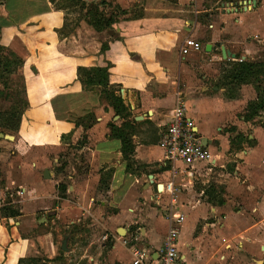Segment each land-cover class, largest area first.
I'll use <instances>...</instances> for the list:
<instances>
[{"label":"crops","instance_id":"1","mask_svg":"<svg viewBox=\"0 0 264 264\" xmlns=\"http://www.w3.org/2000/svg\"><path fill=\"white\" fill-rule=\"evenodd\" d=\"M103 1L105 5L98 2L99 11L103 19H112L109 27L100 31L81 19L83 27L87 26L94 34L111 33L120 41L115 39L108 42V48L102 53L100 43L94 42L90 48L85 40L82 43L77 37L81 52L74 58L68 55L66 58L63 53L60 54L62 58H58L61 48L67 50L72 46L66 44V35L70 33L66 31L65 11L56 10L52 0H0V19L11 22L14 27L26 26L28 23L32 25L26 29V37L34 42L32 46L35 48L31 49L25 43L26 38L17 35L18 41L23 43V48L19 45L23 55L24 51L29 53L39 49L52 51L55 55L43 61L33 59L36 63H31L33 66L30 69L37 74L35 82H40L38 92L41 94L35 95L28 91V97H44L48 100L41 107L27 111L26 118L32 119L36 126H19L17 136L20 142L27 146L50 145L52 151H56V147L61 145V136H70L69 142L73 143L84 135L77 151L78 156L73 160L78 165L71 167V171L64 168L61 173L55 174L51 170H42L41 173L27 170L21 175V184L16 192L17 205L15 202L9 204L16 205L17 213L5 217L0 213V264L51 262L58 251L63 253L64 258L77 256L85 260L81 262L86 264H103L96 249L77 253L69 248V241L68 248L65 241V251L61 250L62 244L57 249L55 240L58 236L55 232L58 227L67 233L76 227L90 229L99 226L105 229L110 234V238L102 237L105 242L96 240L89 232L76 237L88 248L97 243L104 249L105 243L110 241L105 264H123V249L128 252L132 264L133 247L145 249L155 258L170 224L167 210L170 209L171 198L161 189L171 180L175 188L172 214L180 216L179 223L172 221L179 227V254L187 264H222L231 248L226 244L225 237H194V231L200 221L205 219L203 213L209 211V219L216 220L222 233L227 232L231 216L226 214V208L230 206L228 197H223V204L209 209L200 206L199 198L204 193L196 191L195 181L204 185L211 172L210 167L207 170L209 174L205 176L198 170L205 165L202 164L194 168L196 176L192 179L184 175L171 178L170 166L163 161L159 135L170 110L180 101L186 116L195 123L196 132L201 139L209 142L206 147L212 157L221 149L223 142L216 137L221 132L218 125L223 121L227 108L239 104L242 95L223 104L216 90L205 93L207 87L204 82L208 78L200 71H205L212 62L224 66L234 62H264V57L258 61L251 57L256 50L255 43L264 46L262 2L229 0V3L217 8L216 4L221 0ZM82 2L86 8L91 2L97 3V0ZM14 37L10 49L18 56L17 50L11 48L16 46ZM41 40L45 48H39ZM185 40L198 43L201 50L181 56L179 49ZM221 50L229 56L223 58ZM164 53L168 58H165ZM129 54L135 56L130 57ZM28 56L31 59L32 55ZM28 56L22 59L25 65ZM107 64L110 66L107 71L102 70ZM90 69L105 71L108 85L120 86L122 93L117 98L121 112L125 114L124 119L117 115L101 90H92V87H87L89 83L81 80L80 71ZM167 71L170 74L168 77L177 81L176 91L169 90L163 96L152 93L154 90L147 86L149 81L153 79L159 83ZM33 80H29L30 83ZM62 87L67 89L61 90ZM223 91L218 90L221 93ZM181 94H184L185 100ZM246 94L249 95L248 100H254V91ZM60 101H64V108H61L63 104ZM57 109L64 116L76 115L81 119L91 117L93 124L76 128L65 119L56 117ZM118 122L130 126H118ZM112 123L117 126H110ZM113 128L123 134L113 131ZM127 129H134L135 132L128 133ZM253 132L256 144L244 153L241 163V171L250 181L248 184L246 180L242 181L238 199L244 194L258 198L250 200L247 205L238 202L240 211L237 214L242 230L236 245L241 251L240 263L248 259L251 261L249 264H258L261 249L264 248L261 245L264 244V192L260 190L261 178L258 180L264 172V156L261 155L264 153V129L254 127ZM176 168L182 170L179 164ZM44 171H47L49 178L43 177ZM59 183L63 186L60 197ZM158 224H162L161 229ZM206 225L209 228L215 223ZM133 228L142 240L133 236L131 240L135 244L128 249L121 243L123 236L120 232L127 235ZM113 233L118 237L112 236ZM137 241H142V245L138 246Z\"/></svg>","mask_w":264,"mask_h":264},{"label":"rangeland","instance_id":"2","mask_svg":"<svg viewBox=\"0 0 264 264\" xmlns=\"http://www.w3.org/2000/svg\"><path fill=\"white\" fill-rule=\"evenodd\" d=\"M52 1L56 10L61 9L65 11L64 14L67 19L65 22L67 25L66 31H69L68 33H70L66 35V37L68 36L66 44L72 45L69 46L67 50L61 48L59 55H57L58 58H62V56L60 55L62 53L66 58V55L74 58L73 56H76L81 52L79 50L80 42L77 43V37L81 39L82 43L83 40H85V44H87V46H89L90 48L91 46H93L94 42L100 43V48L102 47V53L106 51L105 48H108V42H112L116 39L112 36L111 33L102 32L100 34H94L92 30L90 31L88 30V28H86L87 26L83 27L81 19L83 18L82 16H84V14L86 16V21L89 23L87 24L88 26L94 25L101 28L104 27V19L101 17L102 14L99 11L100 8L98 6V2L101 0H97V3L91 2L86 8L83 9H81L82 0ZM229 2V0H221L217 2L216 7L220 8L221 4L225 5ZM261 2V8H263L262 12L264 13V0H261ZM261 19V25L264 28V17L262 15ZM10 23L11 22L9 21L5 22L3 18L0 19V213L2 217L8 215L11 216L13 214H16L18 211V208L16 207L18 195L16 192L19 190L18 186L21 184L20 178L23 173L27 172V170H35L37 173H41L42 170H51L53 173L58 174L61 173L64 168H68L67 170L71 171V167H75L78 165L73 160L78 156L77 151L80 149V145L84 139V135H81L78 141L74 140L73 143H70V136H61V145L59 147H56V151H52L53 147L51 148L50 145L44 146L42 144H34L30 145V147L20 142V138L17 136L18 127L36 126V124L32 122V119L26 118L27 111H30L31 108L37 106L41 107V105H43L45 101L47 102L48 100L44 99V97H42V99L28 97V91L33 92L35 95L41 94L38 92V85H40V82H35L37 74L30 69V67L33 66L32 64L35 62L33 59H40L39 61H43V59L47 60L49 57H53L55 55L52 54V51H46V49H39L36 52L35 50L30 52L28 51L29 53H27V51H24L26 55H23V52L19 47V45H21L23 48V43H21V40L18 41L17 37L23 36L24 38H26L25 43L30 45L31 49H33V47L35 48V46H32L34 42H30V38L26 37L28 32H26V29H29L32 25L28 23L26 26L14 27L11 26ZM13 36H15L14 41L16 43V46H13L11 48L17 50V54L19 57L16 56L10 49V46H12L11 42L13 40ZM116 40L120 41V39ZM40 42L41 44H39V48H45V46H43L44 44L42 40ZM255 47V53L251 57L254 58L255 61H258L261 59V57H264V46L255 43ZM27 54L32 55L31 59ZM26 56H28V58L26 59L27 64L25 65L22 59ZM129 56L134 57L135 55L129 54ZM164 56L165 58H168L166 53H164ZM201 63L203 64V62ZM242 64H245V62H234L225 66L219 64L218 62H212L211 65L207 66L206 69H204L205 71H200L203 75H207L208 78V81L204 82L207 87V91L205 93L210 94L216 90V92L222 97L223 104L229 103L230 101H232V99H237L239 94L242 95L239 104L236 103L234 105H230L231 107L227 108L226 114L223 116V121L218 125V127L221 128V132L218 135L216 134V137L223 142V146L221 147V149H218L216 155L213 156V164L208 166L203 165L198 169L199 172H202V175L205 176V174H207L208 172L207 170L210 167L211 172L210 174L208 173L209 175L207 174V182L202 185L200 183L197 184V180L195 181L196 191L199 194L200 192L204 193L201 194L202 196L200 198L198 197L200 206H206V208L209 209L211 207L223 204V197H228L227 201H229L230 206L226 208V214L231 216L228 222L229 225H227V232L222 233L221 226L216 224V220L209 219L211 218V214L209 211L207 213H203V217L205 219L200 221L194 231V237H197L198 235H201L204 238H208L211 235H223V237H225L226 244L230 245L231 248L229 249V251H227L226 260L223 261L222 264L251 263V261L249 262L248 259V261L246 260L242 263H240L239 260L241 251L239 247L237 248L236 243L238 241V235H241L242 225L240 224V220L237 214L238 211H240L238 202L247 205L250 200H255L258 198L257 196L245 195L243 193L246 197L244 195H241V199H238V195L239 193H241L238 190L239 188H241L243 180H246V184H248L250 181L247 180V176L241 171V163L242 158L244 157V153L248 152L249 149H252L256 144V138H254L253 128L259 126L261 129H264V109L259 110L253 105L257 102L255 88L257 86V83L263 86L264 76L256 77L258 81H256L255 78L249 76L245 78V76L243 75L244 71L240 69V65ZM108 67H110L109 64H107L102 70L107 71ZM95 70L96 69L80 71V74L82 75L81 80L83 82L89 83L87 84V87H92V90L96 91L101 90L103 96L107 97L108 99H114V96H120L122 93L120 86H109L108 76L106 72ZM166 74L164 75L163 80L159 83L153 79L149 81L147 86L149 85L154 90L152 93L157 92L158 95L163 96V94L167 93L169 90H172L174 92L176 91V89L178 88V85L176 83L177 81L172 80L170 77H168V75H170L168 71L166 72ZM29 80H33L32 83H30ZM89 80H91L92 82L90 83ZM180 88H182L181 85ZM60 89L63 90L67 88L62 87ZM219 89H223L224 91L222 93L218 92ZM251 90L255 93V98L253 101L248 100L249 95L246 94V92ZM55 92L56 88H54L53 90V93ZM177 94L178 93H176V95ZM180 96L181 98H183V100H185L184 94H181ZM112 99L111 101H109L110 105L115 108L117 115L121 117V119H124L125 114L121 112L120 104L114 103ZM60 102L63 104H61V108H64V101ZM57 112L55 110L56 117L62 118V120L65 119L67 123H70L76 128L78 126H90L93 124V120L91 117L81 119L76 115H61L60 109H57ZM187 115L192 117L189 113H187ZM109 125L117 126L116 123H112ZM42 126H50V124ZM118 126L130 125L123 122H118ZM113 131L119 132V134H123L122 131H118L116 130V128H113ZM127 131L128 133L135 132L134 129H127ZM258 139H260V137H258ZM19 143L20 146L18 145ZM261 155L264 156V153ZM81 156H83V153ZM29 165L34 166L32 167ZM195 176L196 175H194L193 177ZM259 179L260 181H262L260 190L264 192V172L263 176L259 177L258 180ZM61 184L62 183H59L58 188L59 197L63 193V186ZM255 190L258 191V189ZM226 191L229 193H226ZM11 202H15L16 205L9 206ZM233 203L236 204L234 205ZM165 218L167 219L166 216ZM87 219H91V217H87ZM210 222L215 223V225L209 228L205 227L207 226L206 224H209ZM158 226L161 229L162 224H158ZM85 232H89V235L95 236L96 240L100 242H105L102 239V237L104 236L110 238V234L105 231V229L99 226H93L90 227V229L76 227L70 233H67L66 230L63 231L61 227H58L57 232H55L56 236H58L55 240L56 248L58 249V247L64 241H66V248H68L69 241V248L73 249L77 253L87 249L91 251H95L96 249L99 250L100 261L105 264L108 260L106 250L110 249L111 242L107 241L105 243L106 247L104 249L103 247H100V244L97 243L90 245V248H88L87 244L86 246H83L82 242H80L79 239L76 238L79 235L83 236ZM120 235L123 236L121 242L122 245L124 244L125 248L128 249L135 244V242L131 240L133 236L137 238V240H142L138 236L139 233L135 228H133L127 235H123V232H120ZM112 236L118 237V235H115L114 233ZM137 244L138 246L142 245V241H137ZM261 245L264 247V244ZM123 250L125 258L122 263L131 264L128 252L125 249ZM261 251L262 255L260 254L258 264H264V248L261 249ZM81 261L85 260H80L77 258V256L64 258L63 253L58 251L57 256L51 262L45 261L39 264H86V262L84 263ZM23 264L35 263L25 262Z\"/></svg>","mask_w":264,"mask_h":264},{"label":"built area","instance_id":"3","mask_svg":"<svg viewBox=\"0 0 264 264\" xmlns=\"http://www.w3.org/2000/svg\"><path fill=\"white\" fill-rule=\"evenodd\" d=\"M201 46L191 40H185L179 49L181 56L189 52H199ZM159 145L163 151V161L170 166L171 178L184 175L187 179L195 175L194 168L202 164L210 165L213 157L208 147L202 145L201 136L196 132L195 123L186 116V110L182 102L177 101L170 110L168 120L159 135ZM182 166V170L176 165ZM161 191L171 198L170 209L167 210L169 228L163 244L155 254H148L145 249L133 247L131 249L132 264H187L184 257L179 254L177 238L180 216L172 214L174 184L171 181L162 186ZM172 221H174V224Z\"/></svg>","mask_w":264,"mask_h":264},{"label":"trees","instance_id":"4","mask_svg":"<svg viewBox=\"0 0 264 264\" xmlns=\"http://www.w3.org/2000/svg\"><path fill=\"white\" fill-rule=\"evenodd\" d=\"M79 2V1H78ZM101 5H105V1L101 0L100 2ZM85 8V4L82 2V8L83 9ZM58 10H61V9H58ZM85 17V18H84ZM84 22L86 24H89L87 21H86V16L84 14L83 18ZM112 19L110 18L109 20H105L104 19V27H99V26H94V25H91V27L97 29V30H104L106 28L109 27V24L111 23ZM243 63V62H241ZM240 69L244 71L243 75L246 77H253L255 78L256 81H258L256 79V77H260V76H264V62H261V63H257V64H253V63H245V64H242L240 65ZM98 71V69L96 70ZM101 71V70H99ZM253 71V72H251ZM101 72H104V71H101ZM90 83L92 82L91 80H89ZM99 83V82H98ZM255 92H256V102L255 104H253L255 106V108H258L259 110H263L264 109V84L263 86L259 85L257 83V86L255 88ZM111 97V96H110ZM109 97V98H110ZM108 99V98H107ZM112 99V98H111ZM111 99H108L109 101H111ZM114 103H119V99L117 97L114 96V99H112ZM252 105V104H251ZM14 215V214H13ZM23 264V263H22Z\"/></svg>","mask_w":264,"mask_h":264},{"label":"water","instance_id":"5","mask_svg":"<svg viewBox=\"0 0 264 264\" xmlns=\"http://www.w3.org/2000/svg\"><path fill=\"white\" fill-rule=\"evenodd\" d=\"M206 50H208V48H206ZM221 53H222V55H223V58H227V57L229 56V54H228L227 52H225L224 50H221ZM207 144H209V142H208L207 140H205V139H202V145H203L204 147H206ZM43 177H44L45 179L49 178L47 171H44ZM61 250H62V251H65V241L62 242Z\"/></svg>","mask_w":264,"mask_h":264}]
</instances>
